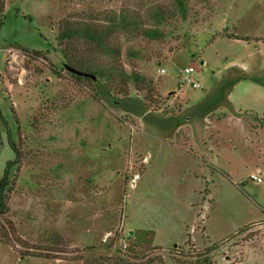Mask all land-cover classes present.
<instances>
[{"label":"rangeland","instance_id":"obj_1","mask_svg":"<svg viewBox=\"0 0 264 264\" xmlns=\"http://www.w3.org/2000/svg\"><path fill=\"white\" fill-rule=\"evenodd\" d=\"M184 3L4 0L0 112L20 155L0 264H264V0ZM66 24L111 31L61 45ZM14 158L0 121V178Z\"/></svg>","mask_w":264,"mask_h":264},{"label":"trees","instance_id":"obj_2","mask_svg":"<svg viewBox=\"0 0 264 264\" xmlns=\"http://www.w3.org/2000/svg\"><path fill=\"white\" fill-rule=\"evenodd\" d=\"M174 1L177 5V8L181 12V14L184 16L186 12L184 0H174ZM3 9H4V0H0V29L4 24V18L2 14ZM109 21H111L112 23H118V26H125L126 28L130 26L132 27L135 26L134 24H130L132 23L131 16L127 13L126 14L120 13L119 16L115 15L113 17H110ZM110 31H111L110 28L98 30V29H94L91 26H85L81 24H75V25L66 24L59 31L57 38H58V42L61 45H63L62 44L63 42H66L67 40L74 38V37L75 38H87L91 40L92 42H96V43H99L100 45H104V42H103L104 36H107L108 34H110ZM144 34L148 38L155 37V33L153 31H146ZM22 51L24 53L32 54L34 56L41 55L40 52H35V51L29 52L27 50H22ZM62 52L64 56L66 57V59L68 60V63L70 64L68 66L74 69H77L79 71H82V72L90 73L94 75L96 79L102 77V70L99 67L92 65L90 63L83 62V60H81L76 54H71V53L67 54L65 50H62ZM132 55L135 57H139V54H136V53L135 54L132 53ZM137 79L142 82L150 83V81H147L144 76L127 75V80L137 81ZM0 121L5 125L7 136H8V144L15 154L14 160L7 162L3 175L0 178V220H1L3 219V217L7 214L9 210L8 208L9 173L11 172V169L14 166L17 167L19 165V155L20 154L10 139V132L8 130L6 122L4 121L2 117L1 112H0ZM83 264H150V261L149 259H146L143 255L140 256V255L134 254L130 258V261L124 259L121 256L96 257V258H88L84 260Z\"/></svg>","mask_w":264,"mask_h":264},{"label":"built area","instance_id":"obj_3","mask_svg":"<svg viewBox=\"0 0 264 264\" xmlns=\"http://www.w3.org/2000/svg\"><path fill=\"white\" fill-rule=\"evenodd\" d=\"M161 72H164V70H161ZM194 72V68L193 67H188V68H185L184 69V73L187 74V75H190ZM186 81L193 87V88H196L198 87L199 85L194 82L190 77H188L186 79ZM251 179H253V181H255L256 183H262V179L259 177V176H256V175H252L251 176Z\"/></svg>","mask_w":264,"mask_h":264},{"label":"water","instance_id":"obj_4","mask_svg":"<svg viewBox=\"0 0 264 264\" xmlns=\"http://www.w3.org/2000/svg\"><path fill=\"white\" fill-rule=\"evenodd\" d=\"M64 68L71 74L75 75V76H79V77H85V78H90L92 80H96V77L90 73H86V72H82L79 71L77 69H74L70 66H68L67 64L64 65Z\"/></svg>","mask_w":264,"mask_h":264}]
</instances>
